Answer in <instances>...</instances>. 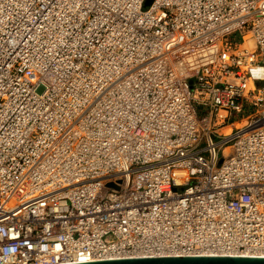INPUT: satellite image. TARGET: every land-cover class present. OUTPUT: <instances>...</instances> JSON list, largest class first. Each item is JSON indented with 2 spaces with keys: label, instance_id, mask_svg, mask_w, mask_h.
Returning <instances> with one entry per match:
<instances>
[{
  "label": "built area",
  "instance_id": "2783aa9c",
  "mask_svg": "<svg viewBox=\"0 0 264 264\" xmlns=\"http://www.w3.org/2000/svg\"><path fill=\"white\" fill-rule=\"evenodd\" d=\"M161 257L264 258V0H0V264Z\"/></svg>",
  "mask_w": 264,
  "mask_h": 264
},
{
  "label": "water",
  "instance_id": "95a60500",
  "mask_svg": "<svg viewBox=\"0 0 264 264\" xmlns=\"http://www.w3.org/2000/svg\"><path fill=\"white\" fill-rule=\"evenodd\" d=\"M152 0H150L149 4ZM86 264H264V258L232 257H161L133 260H118Z\"/></svg>",
  "mask_w": 264,
  "mask_h": 264
},
{
  "label": "bare ground",
  "instance_id": "6f19581e",
  "mask_svg": "<svg viewBox=\"0 0 264 264\" xmlns=\"http://www.w3.org/2000/svg\"><path fill=\"white\" fill-rule=\"evenodd\" d=\"M149 2H150V0H148V4H149ZM67 95H71V93H67ZM69 103H71V102H75V99L73 98V97H71L70 99H69V101H68Z\"/></svg>",
  "mask_w": 264,
  "mask_h": 264
}]
</instances>
